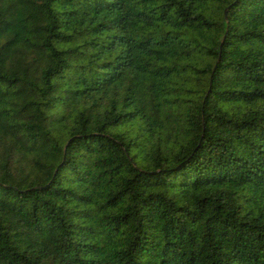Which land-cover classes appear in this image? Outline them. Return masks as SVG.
<instances>
[{"label": "trees", "instance_id": "16d2710c", "mask_svg": "<svg viewBox=\"0 0 264 264\" xmlns=\"http://www.w3.org/2000/svg\"><path fill=\"white\" fill-rule=\"evenodd\" d=\"M0 264H264V0H0Z\"/></svg>", "mask_w": 264, "mask_h": 264}]
</instances>
